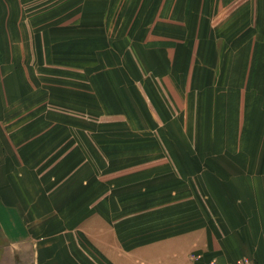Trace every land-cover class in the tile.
Here are the masks:
<instances>
[{
  "label": "crops",
  "instance_id": "0c3cea01",
  "mask_svg": "<svg viewBox=\"0 0 264 264\" xmlns=\"http://www.w3.org/2000/svg\"><path fill=\"white\" fill-rule=\"evenodd\" d=\"M44 1L0 0V264H264V0Z\"/></svg>",
  "mask_w": 264,
  "mask_h": 264
},
{
  "label": "rangeland",
  "instance_id": "374dc122",
  "mask_svg": "<svg viewBox=\"0 0 264 264\" xmlns=\"http://www.w3.org/2000/svg\"><path fill=\"white\" fill-rule=\"evenodd\" d=\"M80 2V3H78ZM115 0H71L67 2L68 5L72 6L74 3L75 7H82V4H85V6H90L92 8H98L100 5H104L105 3L107 4V7H114ZM60 7L66 5V0H59ZM44 7H50V0L44 1Z\"/></svg>",
  "mask_w": 264,
  "mask_h": 264
},
{
  "label": "built area",
  "instance_id": "2783aa9c",
  "mask_svg": "<svg viewBox=\"0 0 264 264\" xmlns=\"http://www.w3.org/2000/svg\"><path fill=\"white\" fill-rule=\"evenodd\" d=\"M192 257H193V260L196 262V264H203L201 262V259H202L201 255H195ZM211 264H218V263L216 261H212ZM226 264H256V263H254V261H252L251 259L244 257V258L238 259L235 262H229Z\"/></svg>",
  "mask_w": 264,
  "mask_h": 264
}]
</instances>
